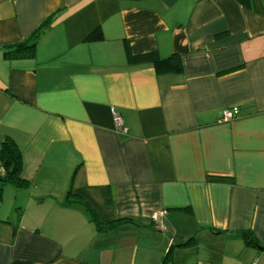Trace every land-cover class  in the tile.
<instances>
[{
	"label": "crops",
	"instance_id": "0c3cea01",
	"mask_svg": "<svg viewBox=\"0 0 264 264\" xmlns=\"http://www.w3.org/2000/svg\"><path fill=\"white\" fill-rule=\"evenodd\" d=\"M4 139L0 264H264V0H0Z\"/></svg>",
	"mask_w": 264,
	"mask_h": 264
},
{
	"label": "trees",
	"instance_id": "16d2710c",
	"mask_svg": "<svg viewBox=\"0 0 264 264\" xmlns=\"http://www.w3.org/2000/svg\"><path fill=\"white\" fill-rule=\"evenodd\" d=\"M51 15L45 19L26 39L4 47L3 55L4 57L10 58H23L31 57L34 55L35 46L39 35L42 30L51 22L53 16ZM95 29L87 36L88 38L93 35ZM155 70L159 74L169 73V72H179L181 71L182 65L180 58L172 54L166 59L157 61L154 64ZM1 157L0 164L3 169V173L0 174L2 180H7L13 183L18 188L26 187L28 182L20 175V150L16 143L9 139H4L1 142ZM215 179H223L224 177H214ZM64 206H72L74 204H81L85 207L89 219L95 224L96 229L105 230L111 228L116 222L119 221H131L130 218H118L108 222H101L98 220L96 214L90 205L83 199V197L77 193H74L71 188L68 190L66 197L62 203ZM244 239V242L249 245H257L254 237L249 231H239L235 234Z\"/></svg>",
	"mask_w": 264,
	"mask_h": 264
},
{
	"label": "built area",
	"instance_id": "2783aa9c",
	"mask_svg": "<svg viewBox=\"0 0 264 264\" xmlns=\"http://www.w3.org/2000/svg\"><path fill=\"white\" fill-rule=\"evenodd\" d=\"M239 109L237 106L225 107L221 110L218 122H227L237 116ZM114 126L118 131L126 132V128L123 126L122 120L118 113L113 109L111 110ZM0 173H3V169H0Z\"/></svg>",
	"mask_w": 264,
	"mask_h": 264
}]
</instances>
